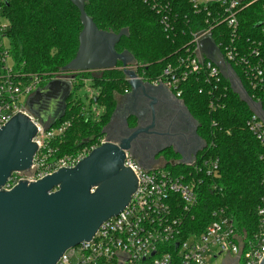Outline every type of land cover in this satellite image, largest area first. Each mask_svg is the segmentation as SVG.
Returning a JSON list of instances; mask_svg holds the SVG:
<instances>
[{
    "label": "built area",
    "instance_id": "2783aa9c",
    "mask_svg": "<svg viewBox=\"0 0 264 264\" xmlns=\"http://www.w3.org/2000/svg\"><path fill=\"white\" fill-rule=\"evenodd\" d=\"M142 1L160 15L161 26L168 35L179 28L175 7L187 10L186 19L193 17L190 23L192 40L185 45V51L172 58L156 79L147 81L139 75L144 81L164 86L183 103L185 86L192 79L219 86L224 77L202 51V43L211 39L226 62L240 69L253 95L247 91L249 96L257 106L262 105L264 43L241 35L240 15L248 6L247 0ZM219 26L225 28L218 31L217 44L213 33ZM10 27L0 1V130L19 113L29 117L37 127L34 142L38 151L30 170L15 172L3 187L4 191L13 190L20 181H40L63 167L72 169L105 142L102 139L100 144L85 147L76 154L59 156L55 144L67 135L72 121L66 120L61 124L59 121L46 131L29 112L27 102L50 81L70 77L36 75L19 68L12 54ZM140 68L142 66L134 64V70ZM86 87L89 102L83 112L88 117L100 119L104 109L97 105L98 92L91 85ZM129 92L126 90L125 94ZM221 98L222 95L211 100V112L224 109ZM246 127L263 148L260 160L264 164V120L253 112ZM206 150L207 144L182 166L185 169L180 174L167 166L145 169L127 153L125 166L135 173L139 184L130 204L118 216L105 222L90 242L68 249L56 264H210V260L223 254L235 259L232 264H261L264 258V174L261 179L262 197L257 209L259 230L252 238L240 232L233 216L221 208L212 213V222L201 235L192 234L182 239L186 221L199 206L204 181L219 175V157Z\"/></svg>",
    "mask_w": 264,
    "mask_h": 264
},
{
    "label": "trees",
    "instance_id": "16d2710c",
    "mask_svg": "<svg viewBox=\"0 0 264 264\" xmlns=\"http://www.w3.org/2000/svg\"><path fill=\"white\" fill-rule=\"evenodd\" d=\"M0 1L3 14L10 22L9 38L18 67L31 74L64 77L62 69L75 58L79 48L83 29L79 9L69 0ZM247 4L240 15L241 35L264 43V0H247ZM86 13L102 31L118 34L128 29L129 35L122 38L117 51L130 52L138 65H144L138 73L147 81L156 79L192 40L193 17L186 19L188 12L184 8L175 7L179 28L171 35L161 26L160 15L142 0H87ZM224 28L219 26L213 33L217 44L218 31ZM232 67L253 96L240 69L234 64ZM92 75L93 79H87ZM87 80L98 92L97 105L104 109L99 120L86 116L85 102L76 94L80 87L86 86ZM126 90L130 87L121 70L77 74L74 95L68 101L65 118L59 123L72 121L67 135L55 144L59 156L76 154L85 147L100 144L117 107L115 96L125 94ZM200 90L203 92L199 93ZM221 95L224 109L211 112V100ZM182 100L198 122V134L207 144V153L220 159L219 175L204 181L199 206L186 221L182 239L201 235L212 222V213L221 208L233 216L240 232L252 238L259 230L257 209L264 174L260 160L263 148L246 127L253 111L234 93L225 78L219 86L192 79L185 86ZM261 103L264 109V96ZM167 167L177 173L185 169Z\"/></svg>",
    "mask_w": 264,
    "mask_h": 264
},
{
    "label": "water",
    "instance_id": "95a60500",
    "mask_svg": "<svg viewBox=\"0 0 264 264\" xmlns=\"http://www.w3.org/2000/svg\"><path fill=\"white\" fill-rule=\"evenodd\" d=\"M69 1L79 9L83 26L77 54L62 69L63 73L70 75V79H54L38 89L27 102L29 112L49 131L66 116L77 74L121 70L131 90L125 97L133 101L134 107L142 101H153L149 104L152 125L148 128L154 127V113L157 111H154L153 105L164 100L168 104L179 105V112L184 110L194 123L192 135L199 146L193 147L190 153L188 147V156L176 152L182 161L171 166H183L187 157H196L206 143L199 136L198 122L186 105L176 98L178 103L172 102L174 96L164 86L144 81L131 67L137 61L130 52L117 51L122 38L129 35L128 29L118 34L102 31L86 13L87 0ZM202 51L230 82L234 93L264 120L262 105L257 106L249 96L216 44L206 39L202 43ZM118 109L117 105L103 131L105 142L76 167H63L37 182L20 181L11 191L3 190L11 176L15 172L29 171L33 164L38 151L34 142L37 127L29 117L19 113L0 130V264H56L68 249L90 242L105 222L127 208L139 186L135 173L125 166L126 154L134 157L132 140L139 133L175 135H170L169 130L160 134L140 128L127 139L114 140L109 137L108 129ZM133 117L138 126L140 117ZM125 124L128 125V119ZM261 264H264V258Z\"/></svg>",
    "mask_w": 264,
    "mask_h": 264
},
{
    "label": "flooded vegetation",
    "instance_id": "af4514ba",
    "mask_svg": "<svg viewBox=\"0 0 264 264\" xmlns=\"http://www.w3.org/2000/svg\"><path fill=\"white\" fill-rule=\"evenodd\" d=\"M152 102V100L142 101L134 107L133 101L128 96L124 98L119 104L118 113L108 129L109 137L114 140L127 139L136 134L140 128L147 129L152 125V108L149 106ZM153 109L157 111V113H154V127L148 128V132L166 134L169 130V134L175 136L137 134L131 142L135 160L145 168L158 164L169 166L172 163H181L182 158L176 152H183L188 156L193 147L197 148L199 146L192 135L194 123L189 120L183 109L179 112V105L168 104L165 100L157 101V104L153 105ZM134 115L140 117L138 126L136 119L133 117ZM126 119H128L127 126L125 124ZM183 135L186 137L187 142ZM189 159L190 156L187 157L186 161Z\"/></svg>",
    "mask_w": 264,
    "mask_h": 264
},
{
    "label": "rangeland",
    "instance_id": "374dc122",
    "mask_svg": "<svg viewBox=\"0 0 264 264\" xmlns=\"http://www.w3.org/2000/svg\"><path fill=\"white\" fill-rule=\"evenodd\" d=\"M263 8H264V4H263ZM137 64V63H136ZM140 66H144V65H140ZM132 67V69H133V67H134V64L131 66ZM97 73H101V72H97ZM95 75H99V74H95ZM63 76H64V78H68V76L70 77V75L69 74H65V73H63ZM94 77H93V75H92V77H89V78H87V79H93ZM90 83H89V81L87 80L86 81V86H88L89 88H90V85H89ZM86 86H83V87H80L79 89H78V91L76 92V94L77 95H79V97L85 102V105L86 106H88V99H87V96H88V88L86 87ZM73 95H74V93H73ZM72 95V96H73ZM98 98V97H97ZM96 119V118H95ZM96 120H99V119H96ZM105 135V134H104ZM105 139V138H104ZM169 169V168H168ZM183 172V171H182ZM182 172H180V173H182ZM176 174H180V173H177V172H175ZM243 233V232H242ZM227 254H223V255H220L218 258H213L212 260H210V264H223V261H224V259H225V256H226Z\"/></svg>",
    "mask_w": 264,
    "mask_h": 264
},
{
    "label": "crops",
    "instance_id": "0c3cea01",
    "mask_svg": "<svg viewBox=\"0 0 264 264\" xmlns=\"http://www.w3.org/2000/svg\"><path fill=\"white\" fill-rule=\"evenodd\" d=\"M130 93H131V91L128 94H116L115 98H116L117 105L119 106V104H121V102L123 101V99L124 98H127L125 96L126 95H129ZM172 102L178 103V102L175 101V98L174 97H172ZM153 167H155V168H163V167H166V166L163 165V164H158V165H153ZM234 260L235 259L231 255H226L225 256V259L223 261V264H232Z\"/></svg>",
    "mask_w": 264,
    "mask_h": 264
}]
</instances>
